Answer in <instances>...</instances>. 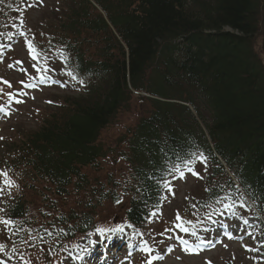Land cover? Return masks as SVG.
Instances as JSON below:
<instances>
[{"label":"trees","instance_id":"1","mask_svg":"<svg viewBox=\"0 0 264 264\" xmlns=\"http://www.w3.org/2000/svg\"><path fill=\"white\" fill-rule=\"evenodd\" d=\"M2 1L9 18L14 0ZM59 3L53 7L58 19L46 23L47 43L64 55L69 74L90 81L36 130L9 139L0 164L10 178L13 172L23 178L24 188L29 179L44 196L46 190L63 200L73 196L61 208L50 207L43 251L56 254L117 224L149 240L148 219L162 207L164 182L198 155L209 164L199 217L216 212L217 199L231 194L260 217L264 240V0ZM259 35L262 58L254 48ZM133 91L157 99L138 95L147 101L145 113L112 146L101 143V132L128 109ZM108 157L129 169L105 188L88 169ZM14 200L6 215L33 227L26 198ZM257 256L264 257V245L253 252L252 264H261Z\"/></svg>","mask_w":264,"mask_h":264},{"label":"rangeland","instance_id":"2","mask_svg":"<svg viewBox=\"0 0 264 264\" xmlns=\"http://www.w3.org/2000/svg\"><path fill=\"white\" fill-rule=\"evenodd\" d=\"M59 1L25 0L23 2L21 0L19 10H22V13L18 12L15 16L18 18V29L16 34L12 35L14 37H11L14 46L4 48L2 44L0 45V164L6 158L9 139L14 141L36 130L41 125L42 118L55 111L57 104L82 89L79 82L57 72L61 67L58 65L59 58L52 53L53 50L51 53L43 52V58H37L29 45L30 33L27 28L31 25L34 30L38 29L35 32V41L44 47L45 29L50 31L46 23L58 19L53 13V7H59L61 3ZM0 5H2L1 0ZM254 48L262 58L260 35L254 41ZM37 62L40 66H37ZM14 94H17L16 98L11 97ZM138 95L140 94L135 92L128 109L119 112L111 124L101 132L99 136L101 143L112 146L114 139L133 126L138 117L145 113L147 101L138 99ZM17 100L22 103H16ZM198 158L204 157L196 156L191 168L200 173L199 177L192 175L189 167L181 172L184 173L183 176L181 173L175 174L165 183L162 207L148 219L147 224L150 238L155 244L153 249L151 247L149 249L142 239L134 241L127 238V234H122L121 237L125 240L124 246L109 249L101 259L85 258L82 261L84 250L90 248L99 233L91 237L85 236L74 245L65 246L60 252L53 254L51 247H49L50 253L43 251L40 244L43 234L39 236L34 232L44 228L47 221L45 217L50 214V207L58 204L61 208L63 207L61 201L69 203L68 199H72L73 196L63 200L64 198L55 197L49 190H46L47 194L44 196L45 191H40L41 186L35 185L34 188L38 189L32 190L29 179L25 181L26 188H24L23 178L15 176L14 172L11 173L13 178H10L9 173L1 166L0 189L3 190V194L0 195V209H2L0 217L8 202L14 197L23 195L29 205V222L31 216V220L34 218V224L32 227L30 223H25L26 236L18 244L14 242L13 245H11L13 241L20 240L12 233L18 230L16 225L0 224V264H20L18 260L12 261V258H17L19 251L24 250L27 256L23 260L27 264H148L149 261L151 264H252L253 252H258L264 242L257 235L258 220L249 217L241 205L233 208L235 217L232 212L223 216L216 213L200 226L204 220L198 219L196 206L204 199L202 189L209 164L205 171L198 163ZM128 169L122 160L108 157L101 161L98 169L90 168L88 171L92 179L99 180L98 184L102 183L105 188H110L107 180H118L121 174L123 178ZM4 173H7V177L3 175ZM5 179L12 182L11 187L4 184ZM81 196L82 194L78 195ZM119 207L120 210L123 209L122 205ZM105 208L107 205L101 207V210ZM220 208H223L222 205ZM187 228L197 230L196 234L191 235ZM205 228L214 231L206 233ZM8 235H10L9 239ZM209 238H211L210 244L207 243ZM2 248L5 250L1 251ZM13 249L16 250L15 253ZM43 253H46L44 257ZM259 261L262 262L261 264L264 263L263 258L259 257Z\"/></svg>","mask_w":264,"mask_h":264},{"label":"snow or ice","instance_id":"3","mask_svg":"<svg viewBox=\"0 0 264 264\" xmlns=\"http://www.w3.org/2000/svg\"><path fill=\"white\" fill-rule=\"evenodd\" d=\"M69 75H70V74H69ZM57 83H59V81H57ZM16 103H22V101L17 100ZM198 163L201 164V165L203 166V168H204L205 171H207V169H208V161H207L206 158H202V159H201V158H198ZM189 172H190L192 175H195V176H197V177L200 176V173H199L198 171L193 170L191 167L189 168ZM3 175H4L5 177H7V173H4ZM181 175L183 176L184 173H181ZM11 183H12V182H11L10 180H8V179H5V181H4V184L7 185V186H9V187H11ZM168 183H170V182H168ZM205 191L207 192V191H209V189H205ZM2 194H3V190L0 189V195H2ZM228 200H232L233 203H232V204H228V203H227ZM116 202H117V203H120L119 200H117ZM216 202H217V204H223V208L217 210V212H218V214H219L220 216H223V215H225V214L228 213V212H232L233 217H235L236 213L233 211V208H234L235 205H236V201H235V198H234L233 196H231V194H226L225 196L220 197L219 199H217ZM241 207H243V205H241ZM0 211H2V209H0ZM153 214H154V213H153ZM210 218H211V217L209 216V219H210ZM245 223H247V221H245ZM0 224L6 225V226H12V225H13V221L10 220V219L0 220ZM129 227H131V225H129ZM98 231H100L101 234H103V232H104L105 230H98ZM111 231H113V232H116V231H122V229H120V228H116V229H111ZM204 231H205L206 233H211V232L214 231V229L205 228ZM49 235H50V233H49ZM202 243H203V241H202ZM207 243H209V244L211 243V238H209V240L207 241ZM15 251H16V250L13 249V252H14V253H15ZM20 259H21V261H22V264H27V262L23 260V255H21ZM148 264H151V261H149Z\"/></svg>","mask_w":264,"mask_h":264}]
</instances>
